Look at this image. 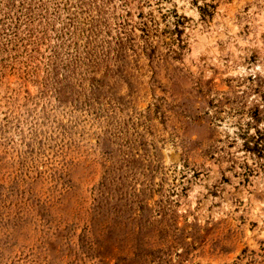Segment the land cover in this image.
Here are the masks:
<instances>
[{"label": "rangeland", "instance_id": "374dc122", "mask_svg": "<svg viewBox=\"0 0 264 264\" xmlns=\"http://www.w3.org/2000/svg\"><path fill=\"white\" fill-rule=\"evenodd\" d=\"M0 264H264V0H0Z\"/></svg>", "mask_w": 264, "mask_h": 264}]
</instances>
